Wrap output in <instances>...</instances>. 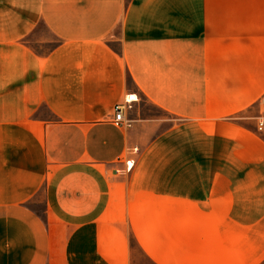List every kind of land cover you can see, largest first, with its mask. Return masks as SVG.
Listing matches in <instances>:
<instances>
[{
	"label": "crops",
	"instance_id": "obj_1",
	"mask_svg": "<svg viewBox=\"0 0 264 264\" xmlns=\"http://www.w3.org/2000/svg\"><path fill=\"white\" fill-rule=\"evenodd\" d=\"M262 10L0 0V264H132L131 238L153 264H264V137L240 115L264 103ZM143 101L208 122V179L144 175Z\"/></svg>",
	"mask_w": 264,
	"mask_h": 264
},
{
	"label": "rangeland",
	"instance_id": "obj_2",
	"mask_svg": "<svg viewBox=\"0 0 264 264\" xmlns=\"http://www.w3.org/2000/svg\"><path fill=\"white\" fill-rule=\"evenodd\" d=\"M260 18L264 19V10ZM139 109L143 119L139 132L148 137L136 141L142 149L150 147L148 156L140 162L139 168L143 165L144 175L149 179H208V122L190 123L177 119L147 101H143ZM132 111L135 108L132 107L130 113ZM240 115L245 118L242 122L246 126L264 137V130L257 127L260 119L264 118V103L262 106H251ZM174 126L173 132L166 133ZM141 147L137 151L139 156ZM38 206L42 208L43 203ZM131 244L132 264H153L138 249L133 238Z\"/></svg>",
	"mask_w": 264,
	"mask_h": 264
},
{
	"label": "built area",
	"instance_id": "obj_3",
	"mask_svg": "<svg viewBox=\"0 0 264 264\" xmlns=\"http://www.w3.org/2000/svg\"><path fill=\"white\" fill-rule=\"evenodd\" d=\"M133 95H136V97H137V94H135V93H128L127 95H125V97L122 101L115 104L111 121L116 126H128V125H130L131 122H130V119L127 118V113L132 109L133 104L139 101V100L133 101V99H134ZM257 127L259 130H264V118L260 119ZM137 150H138V148L134 149L135 152ZM134 164H135V159L134 158L129 159L126 162L127 169H132Z\"/></svg>",
	"mask_w": 264,
	"mask_h": 264
},
{
	"label": "bare ground",
	"instance_id": "obj_4",
	"mask_svg": "<svg viewBox=\"0 0 264 264\" xmlns=\"http://www.w3.org/2000/svg\"><path fill=\"white\" fill-rule=\"evenodd\" d=\"M133 96H134L133 101L139 100V99H138V96H137V97H136V95H133Z\"/></svg>",
	"mask_w": 264,
	"mask_h": 264
}]
</instances>
